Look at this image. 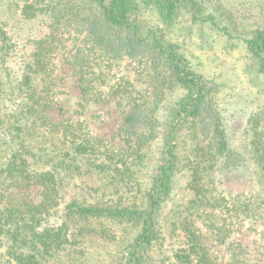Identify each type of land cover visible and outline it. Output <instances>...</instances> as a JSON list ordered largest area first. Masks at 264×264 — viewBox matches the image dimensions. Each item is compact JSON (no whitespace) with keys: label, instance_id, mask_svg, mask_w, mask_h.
I'll list each match as a JSON object with an SVG mask.
<instances>
[{"label":"trees","instance_id":"16d2710c","mask_svg":"<svg viewBox=\"0 0 264 264\" xmlns=\"http://www.w3.org/2000/svg\"><path fill=\"white\" fill-rule=\"evenodd\" d=\"M181 24L203 50L240 42L264 74V0H0V264H91L101 247L109 264H264V145H236L248 108ZM58 56L83 107L124 101L117 142L53 118Z\"/></svg>","mask_w":264,"mask_h":264},{"label":"rangeland","instance_id":"374dc122","mask_svg":"<svg viewBox=\"0 0 264 264\" xmlns=\"http://www.w3.org/2000/svg\"><path fill=\"white\" fill-rule=\"evenodd\" d=\"M4 1L10 2V0ZM17 2L18 1H15L16 6ZM16 6L14 7L15 11L17 10ZM12 13L13 12L10 13V17L7 14L6 15L8 16L7 18H9V23L11 22L15 25L20 16ZM45 17V15L41 14V24ZM186 25L188 24H181L182 29L172 31V35H181V39L188 41L189 43H187V46L194 55L193 58L195 63L206 73L218 76L219 81L226 88L225 91H229V95L226 93V98L230 100V106L233 110L232 112L240 109L241 105L244 106L243 108H248L244 111L241 110L231 119L232 122L235 121L239 124L238 130L236 128V145L245 152L250 144H252L253 140H256L259 144L263 143V146L264 74L262 73L258 78L257 73L254 72V69L257 68V64L252 61L248 49L240 44V42L235 41L233 44L227 45L223 43L222 40H219L214 45L216 50H203L200 48L198 41H196L198 40L197 36L192 37L193 41L191 42L189 41L190 38L184 35L183 28H186ZM252 28L254 27L247 28L245 33L250 34ZM199 35H201V33ZM222 59H225V61L222 62ZM53 60L55 62V73L57 74L55 88H57L58 96L60 98L59 106L51 111L53 118L55 120H60L61 118L81 115V117L86 118L90 122L95 134L107 140L117 142L119 140V135H117V133L125 116L124 101L119 100L118 98H112L104 103L90 104L89 106L85 105L83 107L81 104V92L78 87L77 77L72 74L69 64L64 63L65 60L61 59L60 56L54 57ZM240 78L243 82L240 81ZM252 78L256 79V81H251ZM258 92L260 93V96L258 95ZM175 94L176 92L173 93L171 99ZM257 96L260 97L259 101L256 98ZM246 101L247 103H245ZM258 105H260V107H257ZM253 155L254 154H252V156ZM262 172L264 173V171ZM253 188L255 190L258 189L257 186ZM242 189L243 188L239 187L238 190ZM261 225L264 226V223L262 222ZM256 230L257 228L249 229L244 226L242 232L243 235H241L242 240H255L257 236V233H255ZM218 246H210L212 254L223 258L224 255ZM111 253L112 248L101 247L91 264H109L110 260L104 258L109 257ZM218 260L220 261L221 259L218 258Z\"/></svg>","mask_w":264,"mask_h":264}]
</instances>
